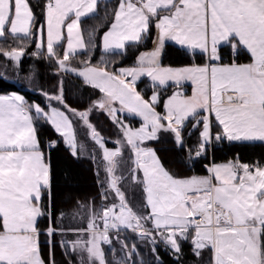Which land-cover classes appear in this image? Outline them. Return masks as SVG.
Returning <instances> with one entry per match:
<instances>
[{
  "label": "snow or ice",
  "instance_id": "6c2138e0",
  "mask_svg": "<svg viewBox=\"0 0 264 264\" xmlns=\"http://www.w3.org/2000/svg\"><path fill=\"white\" fill-rule=\"evenodd\" d=\"M101 8L110 18L106 30L83 28ZM150 37L154 47L134 66L115 68L106 59ZM169 42L201 62L164 66ZM245 53L248 62H239ZM26 56L46 61L57 83L41 89L43 106L16 92L0 95V264H58L57 248L65 264H145L134 240L154 260L163 244L182 264L187 242L194 264H264V161L241 162L237 154L206 166L207 175L180 177L148 144L163 132L186 147L185 137L196 133L186 148L192 159L224 141L264 143V0H116L111 7L103 0H0V79L19 74ZM35 75L33 65L27 79ZM69 77L99 93L83 110L66 101ZM142 77L150 80L147 97L137 90ZM169 87L175 91L165 98ZM94 111L109 118L118 139L101 134ZM41 122L59 137L46 147ZM79 134L100 154L98 197L70 195L71 207L61 210L50 149L63 143L78 158Z\"/></svg>",
  "mask_w": 264,
  "mask_h": 264
},
{
  "label": "trees",
  "instance_id": "16d2710c",
  "mask_svg": "<svg viewBox=\"0 0 264 264\" xmlns=\"http://www.w3.org/2000/svg\"><path fill=\"white\" fill-rule=\"evenodd\" d=\"M115 2L116 0H103V4L108 7H111ZM109 19L110 18L104 17V12L101 8L99 16L95 19L86 18L83 21L82 27L91 28L99 26V31L103 33L107 28ZM152 35L153 37L155 36V29H153ZM152 46V38L150 37L139 46L129 47L126 55L106 56V59L112 61L115 68L125 65H133L137 60L138 55L145 50L151 49ZM31 50L32 49H29V51ZM100 55L101 50L98 48L92 57L93 63L99 62ZM201 59L202 58L199 56L193 57L190 53L173 43H167L165 45V51L161 63L164 66L180 67L190 65L193 62L200 63ZM246 61H248V56L245 53L240 57L239 62ZM33 65L35 66L41 87L48 90L51 89L50 91L54 90L57 80L53 74V68L50 67L46 61L26 56L23 59L20 73H29ZM148 84V80L141 81L138 84V88L141 91L146 87V96L151 93V88H148ZM174 90V88L169 87L166 89V94H163L162 96L166 97ZM10 91H22L29 102L41 103L42 106L45 104L40 92L21 85L12 79H0V93ZM98 96L99 93L97 91L83 85L79 79L69 77L65 82V98L67 103L73 108L83 110L88 106L90 100L97 99ZM125 119L129 120V117H125ZM135 120L138 125V120ZM91 122L104 137L109 138L111 141L118 137L117 129L104 113H93L91 116ZM38 136L42 142V146L45 147L47 146V141L59 139L58 134L54 131L53 127L43 122L39 125ZM185 140L186 147L177 146L174 143L171 134L162 132L159 140L149 142V145L155 149L163 165L180 177L207 174L206 166L216 162H227L234 159L237 154L239 155L241 162L253 163L255 161H264V143L261 142L228 143L224 141L214 145L211 155L189 159L186 148L195 145L197 140L196 133H193L191 137L186 136ZM108 145L114 144L108 143ZM50 159L53 173L55 207L61 210H67L70 208L71 205L65 203L70 195L76 197L80 201H84L91 197H98V177L95 174L96 170L91 159L79 156L78 158H74L70 154L67 146L63 143H60L55 149H50ZM139 197L140 196H138V200ZM97 203L99 204V200H97ZM138 248L141 249L138 259H143L145 264H177L176 258L163 244H161L158 249L159 260H154L151 254L147 256V249L140 244H138ZM183 250L184 255L181 258L182 264H188L190 261L191 263H194L190 245L187 242L184 243ZM56 259L58 264H65L67 259L61 254V249L59 248L56 249Z\"/></svg>",
  "mask_w": 264,
  "mask_h": 264
},
{
  "label": "rangeland",
  "instance_id": "374dc122",
  "mask_svg": "<svg viewBox=\"0 0 264 264\" xmlns=\"http://www.w3.org/2000/svg\"><path fill=\"white\" fill-rule=\"evenodd\" d=\"M162 58V57H161ZM136 64V61H135V63L133 64V65H125V66H121V67H131V66H134ZM119 68V67H118ZM8 79H12V80H15V81H17L19 84H21V85H24V86H26V87H28V88H31V89H33V90H35V91H38V92H40L41 93V89H43L44 91H50L51 89H46V88H43V87H41V85H40V83H39V80H38V77H37V72H36V75H35V78L32 80V81H29L28 79H27V76H28V74L29 73H27V74H20V72H19V74H16V73H13L11 70H9L8 71ZM144 80H148V88L150 89V87H149V85H150V80H149V78H147V77H142L141 78V80L138 82V84L141 82V81H144ZM137 90L138 91H141V90H139V88H137ZM146 90V87H144L143 88V90L141 91L144 95L146 94L145 91ZM184 93L186 94V95H191V94H189V93H187V90L186 91H184ZM151 94V93H150ZM163 94H166V89L165 90H162L161 91V95H163ZM172 93H170V94H168V95H171ZM167 95V96H168ZM43 96V95H42ZM146 96V95H145ZM166 96V97H167ZM147 97V96H146ZM165 97V98H166ZM43 100H44V102L46 103V101H45V98L43 97ZM158 110H160V109H158ZM93 113H95V111L93 112ZM92 113V114H93ZM135 119H137L138 120V122H139V124L137 125L136 124V120ZM126 122L130 125V126H132V127H139L140 126V119L139 118H129V120H126ZM161 134L162 133H160V136H161ZM116 139H118V137H116L114 140H112V141H115ZM78 142H79V144H82V145H84V148L85 149H87L88 151H85V152H87V153H89V154H91L92 156H94L95 157V159H96V164H97V167H98V165L100 164V160H99V151L96 149V146L94 145V143L86 136V135H83V134H79L78 135ZM151 142V141H150ZM93 143V144H92ZM149 143V142H148ZM91 144V145H90ZM88 145H89V147H88ZM109 148H113L115 145H107ZM150 146V145H149ZM152 147V146H151ZM153 148V147H152ZM103 177V171H101V178ZM132 195V197H133V199H135V200H138V196H139V194H135V196L133 195V194H131ZM130 235V234H129ZM134 242H136L137 243V245L138 244H140L141 246H143L144 248H146L147 249V252H146V254H147V256L148 255H152V253L150 252V250H149V248H148V246L146 245V244H143L142 242H140L139 240H134ZM119 255H121V253H119V252H117V256H119ZM205 259H207V258H205ZM188 264H194V263H191V261L188 263Z\"/></svg>",
  "mask_w": 264,
  "mask_h": 264
},
{
  "label": "crops",
  "instance_id": "0c3cea01",
  "mask_svg": "<svg viewBox=\"0 0 264 264\" xmlns=\"http://www.w3.org/2000/svg\"><path fill=\"white\" fill-rule=\"evenodd\" d=\"M170 43V42H169ZM167 44V43H166ZM154 47V45L152 46V48ZM151 48V49H152ZM151 49H149V50H151ZM149 50H145V51H149ZM145 51H143V52H145ZM164 51H165V49H164ZM142 53V52H141ZM163 54H164V52H163ZM163 54H162V56H163ZM161 56V57H162ZM162 59V58H161ZM246 62H248V61H246ZM246 62H241V63H246ZM185 66H187V65H185ZM180 67H183V66H180ZM185 88H186V90H187V93H189V94H191V89H192V86H191V84L190 83H186L185 84V86H184ZM12 92H16V93H18V94H22V95H24L25 96V94L22 92V91H10V92H4V93H0V95H8V94H11ZM168 96H170V95H168ZM25 98H26V96H25ZM27 99V98H26ZM93 144V143H92ZM149 144V143H148ZM91 145V144H90ZM88 147H89V145H88ZM85 151H88L87 149H85L84 148V150L83 151H81L80 153H79V157H84V158H89V159H91L92 160V162L94 163V167H95V170L97 171V164H96V159H94L93 157L94 156H92L91 154H89V153H87V152H85ZM216 163H224V162H216ZM213 164V163H212ZM210 166V165H209ZM208 174V173H207ZM207 174H204V175H207ZM192 176H194V175H192ZM195 176H203V175H195ZM190 177V176H189ZM139 194V196H140V193L138 192V191H133L131 194H133V195H135V194ZM139 199H140V197H139Z\"/></svg>",
  "mask_w": 264,
  "mask_h": 264
},
{
  "label": "built area",
  "instance_id": "2783aa9c",
  "mask_svg": "<svg viewBox=\"0 0 264 264\" xmlns=\"http://www.w3.org/2000/svg\"><path fill=\"white\" fill-rule=\"evenodd\" d=\"M228 59H229L228 55L225 54V60L227 61ZM183 91H185V88H183ZM226 142H227V141H226ZM228 143H229V142H228ZM213 147H214V145H213ZM213 147L210 149V151H209V153H208L207 155H211Z\"/></svg>",
  "mask_w": 264,
  "mask_h": 264
},
{
  "label": "bare ground",
  "instance_id": "6f19581e",
  "mask_svg": "<svg viewBox=\"0 0 264 264\" xmlns=\"http://www.w3.org/2000/svg\"><path fill=\"white\" fill-rule=\"evenodd\" d=\"M20 74H23V73H20ZM24 75V74H23ZM7 78H8V74H7Z\"/></svg>",
  "mask_w": 264,
  "mask_h": 264
}]
</instances>
